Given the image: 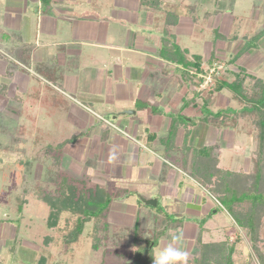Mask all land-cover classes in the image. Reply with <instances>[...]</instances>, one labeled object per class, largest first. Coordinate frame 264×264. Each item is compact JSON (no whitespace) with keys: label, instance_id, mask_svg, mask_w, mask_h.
Returning a JSON list of instances; mask_svg holds the SVG:
<instances>
[{"label":"rangeland","instance_id":"374dc122","mask_svg":"<svg viewBox=\"0 0 264 264\" xmlns=\"http://www.w3.org/2000/svg\"><path fill=\"white\" fill-rule=\"evenodd\" d=\"M162 7L166 11L183 8L185 17L191 13L190 7L196 11L198 22L188 23L190 31L178 39L182 49L189 48L190 58L203 55L207 41L222 40L226 43L219 42V55L225 61L217 67V75L230 77L227 69L236 65L228 63V55L238 50L240 65L264 78V0H166ZM158 13L146 7L126 16L132 18V23H102L109 42L117 41L112 33L117 27L118 44L123 49L115 52L112 47L99 51L83 48L107 61H96V56L87 54L65 56L58 50L64 49L62 44L51 59L43 61L38 55L37 60L27 61L18 57L19 46L5 43L12 38L6 29L12 19L4 18L0 7V264H152L153 254L173 234L180 235V246L190 254L200 227L229 232L230 241L238 240L239 250L254 254L248 231L233 221L210 192L180 169L174 158L162 151L143 149L145 140L140 141L142 136L137 133L140 118L130 123L129 115L113 118L125 107L136 109L138 117L146 109L145 126L158 137L174 133L175 129L187 131L192 145L218 152L223 166L254 169L256 142L249 120L234 117L243 103L228 89L210 91L215 81L201 90L200 97L194 96L195 83L188 70L160 57L156 37L163 33L162 14ZM133 32L136 38L132 40ZM120 52L129 56L131 63L116 67L117 75L114 72L115 77L107 79L105 66H113L109 55ZM122 70L132 72L129 84L116 77ZM83 71L89 72L85 82L105 99L102 103H110L109 109H94L75 93L80 79L71 76L82 75ZM133 87L135 101L129 99L130 92L127 95ZM90 91L89 96H96ZM219 110L232 113L234 118L227 124L211 122L209 119ZM80 132L63 151V173L102 184L112 179L118 182L105 213L110 228L99 249L86 236L92 223L86 225V237L78 241L68 245L55 235L56 242L45 245V237L56 231L46 223L48 205L36 197L42 188H55L50 181L53 162L46 147ZM187 184L201 191L188 197L183 189ZM138 194L155 197L158 204L146 205ZM122 195L126 197L120 198ZM203 198L209 205L205 211L186 209L188 201L196 203ZM179 214L183 215L182 223L174 228L167 224V231L155 238L157 217L165 216L171 221ZM137 221L143 230L138 240L133 227ZM261 234L264 236V227ZM260 245L264 251V240ZM146 246L149 251L141 253Z\"/></svg>","mask_w":264,"mask_h":264},{"label":"trees","instance_id":"16d2710c","mask_svg":"<svg viewBox=\"0 0 264 264\" xmlns=\"http://www.w3.org/2000/svg\"><path fill=\"white\" fill-rule=\"evenodd\" d=\"M143 1L152 8H163L162 6L166 3L164 0ZM177 19L176 11H167L165 26L162 29L163 45L160 53L169 61L178 62L187 69L192 82L197 87L204 82V76L211 68L202 67L201 55L195 54L190 58L188 49H182L177 43L171 29ZM236 58L237 56L229 59V62H234ZM221 61L211 56L207 62L210 65L214 63L219 65ZM231 74V79H222L221 75L215 74V84L209 90L215 92L222 91L224 88L228 89L243 103L234 117L249 120L253 139L256 142L253 170H233L223 166L218 152L215 153L207 146L192 145L187 131H184L180 144L177 142L178 129L164 137L162 142L167 146L169 154L172 149L170 156H173L176 163L227 209L237 225L248 231L252 250L258 261L254 259V254L246 255L245 249L239 250L238 240L230 241L229 232L219 230L213 233L200 227L194 242L195 246L189 254L188 264H258V262L264 264V251L260 245V241L264 240L261 234L264 227V78L250 73L244 66H240L238 71ZM201 90L204 89L195 88L194 96H200ZM205 104L207 105V102ZM222 111L215 112L209 120L217 124H227L229 119L234 118L232 113ZM65 143L66 141L55 146L57 153L51 157L54 170L50 181L55 188L51 191L42 188V192L39 189L40 192L36 195L39 200L48 205L46 223L49 228L56 231L53 236H46L44 243L51 245L56 242L55 235L58 241L68 245L88 236L92 246L99 249L106 238L105 233L110 228L105 213L110 207L111 192L99 184L90 183L89 180L63 173L61 158L58 154ZM176 150L181 154L176 153ZM156 220L155 238H159L167 231L168 225L177 227L182 223L181 216H173L171 221L165 216L157 217ZM88 223H92V228L85 236L84 232ZM159 223L161 225H158ZM133 227L135 238L141 239L143 230L139 221L135 222ZM147 251H149L148 246L142 249L141 253Z\"/></svg>","mask_w":264,"mask_h":264},{"label":"crops","instance_id":"0c3cea01","mask_svg":"<svg viewBox=\"0 0 264 264\" xmlns=\"http://www.w3.org/2000/svg\"><path fill=\"white\" fill-rule=\"evenodd\" d=\"M164 1L166 2V0ZM0 7L3 12V17L6 18L10 16L12 19V21H9L10 25L6 27L7 31L10 33V36L12 38H9L8 40H6L5 43L12 47L19 46V49L18 50L16 49L18 57H21V59H25L27 61L37 60L38 55H40L39 56L40 60H43V61L47 59H51V57L54 54L55 55L57 54V48L60 44L64 46L63 47L64 49L60 48L58 50L65 56L66 54H70V55L87 54L88 56H96L94 55L95 53L92 52L93 50H90L91 52L87 51L86 49L84 50L83 47L85 46L97 48V51H99V49L101 48L104 49L105 47L115 48L113 49L115 52L121 51L123 48L121 44H118V35L116 31L117 27L114 26L115 28H113L114 31L112 32L113 36L117 38V41L115 40L116 41L115 42L112 39V41L109 42V33H105V34L103 33L102 23H120V22L123 23V22H128V21L130 22L132 18L126 17V16L134 14L137 11H141L142 8L144 9L147 7L148 9L159 12L158 14H162L161 20H160L161 22L160 29L162 33V29L165 26V18L167 14V11L165 9L152 8L143 0H0ZM190 9H191V13L189 12L188 14L189 15L192 14V16L186 15L185 17V15L183 14L184 9L177 8L178 12L177 11L176 12L178 14V19L175 21L176 24L171 26V29L175 35V38L178 44H179V41H178L179 35L186 34L187 32L190 31V29H188L186 25L190 22L194 24L198 22V16L196 14V11H193L192 7H190ZM186 18L187 19L189 18V21H185ZM129 33H131V31ZM132 34H134L133 36H131L133 40V38L134 39L136 38V33L133 32ZM161 35L159 37L157 36L156 39H157L158 44L162 48L163 34ZM219 42L226 43L225 41L222 42V40L218 41L217 39H213L212 41H207V50L205 51L203 55H201L203 57L202 67L212 68L214 66L215 67L221 66L220 64H222L225 61L223 57L219 55V52H221V49H222V47H220L219 45ZM131 43L132 42H130V44ZM25 47H28L29 50ZM187 49L190 55V50L189 48ZM237 51L238 50L233 52V54H231L232 52L231 51L228 55V63L230 65L235 64L236 67L227 69L230 77L226 78L221 75L222 79H231L232 78L231 73L238 71L240 66H244V65H240L241 63H239V60H238L239 55L237 54L238 53ZM196 55H200V54H196ZM109 56H111L112 61L111 59H109V61L113 62V66L106 65L105 66L106 71L104 73L107 79H113L115 77L114 72L116 71V67H119L120 69L121 66L130 65L131 58L127 55L122 54V52L118 54L110 53ZM211 56H215L217 59H221L222 61L218 63L219 65H215L217 63L210 65L209 62L207 61ZM235 56H237L236 60L234 62H229V59H233ZM160 57L162 58V60L166 62H173V61H169L168 59L164 58L162 55H160ZM107 59L108 58H101V56L99 55H97L94 58V60L96 61H107ZM175 63L179 64L178 62H173V64ZM180 66L183 68L182 65ZM247 70L250 73L258 76V74L250 71L248 68ZM88 71H83L82 75L81 73H79V75H77L78 73L77 74L73 73L74 76H71V77H75V78L77 77L78 79H80V81L78 80V87L76 88L75 93L82 96L81 101H83V103H86L88 106L93 105L94 109H97V110L109 109L110 103L109 102L102 103V101L105 102V99L103 100L102 98H99L98 94L94 93L95 92L94 88H91V86H88V83L85 82L84 79L89 76ZM128 71H129L128 73H124L122 70L120 74L116 76L117 78L122 80V82L125 85L127 83L129 84L130 79L133 78L132 72H130V70ZM195 88L199 90L201 89L200 85L199 86L197 85V87L194 86V89ZM88 91H90L91 93H94L96 96L92 94L90 95H92L93 97L89 96ZM129 92L131 95H128ZM134 93H135L134 87L133 89H130V90L128 89L127 95L129 96L130 100L133 98V101H135ZM198 97L200 96H197V98ZM123 110H133V109L125 107L123 108ZM140 112H139V117H138L137 112L135 114L129 115L130 120L127 119V121L128 123H130L132 119H135V118L141 119V124L139 125L137 129V133L140 136H142L140 141H142V139L145 140V142L143 141L144 143L143 149L162 151L165 153V155L173 158V156H170V154L173 152L172 149L170 150V154H169V151L167 150V146L162 142V139L164 137L169 136V134L161 135L158 137V134L155 131L148 130L145 126L146 109H142ZM112 114H114V112H111V115ZM114 120H117V119L115 118ZM230 120L232 119H229L228 122H230ZM128 123L125 122L126 125H128ZM80 134L82 133L80 132L78 134H74L70 138L65 139L58 143L60 144L66 141V143L61 148L58 154L61 159L63 158V151L66 148V146L69 145V143H72L76 139V137ZM183 134H184L183 132L179 131L178 138H177L178 144L181 143ZM57 145H48L46 147V153L49 155L50 159L57 153V149H54V147ZM50 146H52L53 148H49ZM53 151L55 154L52 155ZM176 151H177L176 153L179 154L178 150ZM178 167L182 169L186 174L189 175V173L186 172L179 164H178ZM71 176L73 175L71 174ZM75 178H78V177H75ZM82 179L89 180V182L92 184H99L102 187H105L110 192L114 190L117 191L118 189V187L116 186L118 185V182H116L115 179L110 180L108 184L106 183V181L104 184H102L98 181H93L90 178H82ZM120 188L121 186L119 187V189ZM183 189H185L184 192L187 193L186 195L188 197L191 196V193L193 194L195 192L197 193V191L199 192L201 191L200 189H198V187H195L189 184L185 185ZM185 193H183L180 197L181 198L184 197ZM125 197L126 196L122 195V197L120 198H125ZM168 200L169 202H171V199H168ZM205 201L206 200L204 198H203V201H198L196 203L192 201H188L186 209L190 210V208H192L191 210L193 211H199L203 209L205 211L206 208L209 207V205L206 204L207 201L206 203ZM201 203H203L204 205L202 206ZM211 212L212 211H210V213ZM179 215L183 217L182 214H179ZM217 231L219 230H215L212 232L215 233ZM196 232L198 233V230ZM196 236H195V239H196Z\"/></svg>","mask_w":264,"mask_h":264},{"label":"clouds","instance_id":"9594fccd","mask_svg":"<svg viewBox=\"0 0 264 264\" xmlns=\"http://www.w3.org/2000/svg\"><path fill=\"white\" fill-rule=\"evenodd\" d=\"M180 235L173 234L170 240L153 254L152 264H188L189 254L180 246Z\"/></svg>","mask_w":264,"mask_h":264},{"label":"water","instance_id":"95a60500","mask_svg":"<svg viewBox=\"0 0 264 264\" xmlns=\"http://www.w3.org/2000/svg\"><path fill=\"white\" fill-rule=\"evenodd\" d=\"M136 111L135 110H123L122 112L118 113L117 115H114V119L116 117H118L119 115H132V114H135ZM138 196L140 197V199L146 204V205H150V206H156L158 204V200L157 198H154V197H150V198H147L141 194H138Z\"/></svg>","mask_w":264,"mask_h":264},{"label":"built area","instance_id":"2783aa9c","mask_svg":"<svg viewBox=\"0 0 264 264\" xmlns=\"http://www.w3.org/2000/svg\"><path fill=\"white\" fill-rule=\"evenodd\" d=\"M219 67H221V66H218V68ZM220 73V71L217 69V67H212L210 70H209V73L207 74V75H205L204 77H205V80H204V82L200 85V88L201 89H204L205 87H206V85H208L211 81H214L213 80V76L215 75V74H219Z\"/></svg>","mask_w":264,"mask_h":264}]
</instances>
